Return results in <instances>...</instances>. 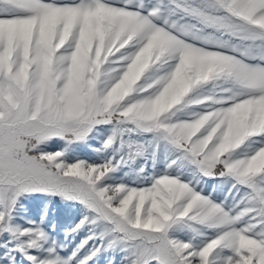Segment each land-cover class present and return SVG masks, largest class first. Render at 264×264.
<instances>
[{
  "label": "snow or ice",
  "instance_id": "6c2138e0",
  "mask_svg": "<svg viewBox=\"0 0 264 264\" xmlns=\"http://www.w3.org/2000/svg\"><path fill=\"white\" fill-rule=\"evenodd\" d=\"M0 264H264V0H0Z\"/></svg>",
  "mask_w": 264,
  "mask_h": 264
},
{
  "label": "rangeland",
  "instance_id": "374dc122",
  "mask_svg": "<svg viewBox=\"0 0 264 264\" xmlns=\"http://www.w3.org/2000/svg\"><path fill=\"white\" fill-rule=\"evenodd\" d=\"M53 147L54 148H58L59 145H54ZM77 154L80 155L81 157H84V158H89V157L92 156V153L87 148H81V149H79Z\"/></svg>",
  "mask_w": 264,
  "mask_h": 264
}]
</instances>
